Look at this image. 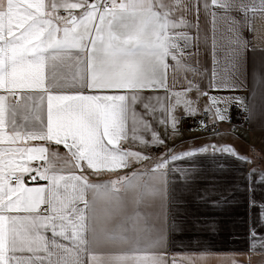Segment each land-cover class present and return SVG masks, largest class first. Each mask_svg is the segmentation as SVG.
I'll use <instances>...</instances> for the list:
<instances>
[{"label":"snow or ice","instance_id":"1","mask_svg":"<svg viewBox=\"0 0 264 264\" xmlns=\"http://www.w3.org/2000/svg\"><path fill=\"white\" fill-rule=\"evenodd\" d=\"M195 5L197 32L190 34L185 31L190 25L183 16L188 10L184 0H0V264H53L54 249L68 252L61 240L87 252V194L108 185L91 184L84 173L116 171L127 167L129 159H140L125 142L163 145L166 141L151 128L155 113L175 132V110L195 111L196 101L188 93L207 95L195 81L181 91L167 87L170 66L197 71L184 57L199 40L200 8L211 16L214 56L216 9L223 14L236 11L246 23L250 13L264 16V0H195ZM233 22L238 23L235 18ZM59 57L74 58L84 69L82 83L61 85L67 89L63 92L55 82H46L44 71ZM160 89L164 97L156 95ZM17 96L31 103L20 110L15 99L9 102ZM164 166L162 161L156 170ZM26 176L46 184L28 187ZM110 183L114 187L117 181ZM90 260L104 264L94 254ZM128 260L122 254L110 264ZM55 264L83 262L77 257ZM133 264L165 261L151 255Z\"/></svg>","mask_w":264,"mask_h":264},{"label":"crops","instance_id":"2","mask_svg":"<svg viewBox=\"0 0 264 264\" xmlns=\"http://www.w3.org/2000/svg\"><path fill=\"white\" fill-rule=\"evenodd\" d=\"M184 2L188 10L183 16L190 25L185 31L195 34V0ZM215 11V56L211 48V16L201 7L199 40L188 49L191 55L184 57L197 71L186 72L170 66L167 87L181 91L189 81H195L197 88L207 95L195 90L189 92L188 96L196 101L195 111L187 114L177 108L178 121L182 115H197L207 110L210 120L221 124L222 132L213 136L185 132L180 128V121L175 132H171L160 123L163 117L157 111L151 128L166 143L125 142L124 147L139 153L140 159L133 157L127 167L116 171L84 173L89 183L108 185L87 194L90 202L87 252L74 248L70 241L61 240L68 252L54 249L50 257L53 264L77 257L83 264H92L90 254L104 264H110L113 257L122 254L129 256L128 264L151 255H159L165 264L172 261L189 264L190 259L196 260V264H232L233 261L264 264V217L261 215L264 212L261 180L264 176V16L250 13L246 23L236 11L227 14L220 9ZM83 70L82 62L59 57L50 60L44 71L46 82H55L57 90L63 92L67 89L61 85L82 83ZM156 95L164 97V89ZM13 99L20 110L25 103H31L20 96L9 97V102ZM235 105L247 118V124L232 133L226 119ZM137 108L142 111L139 105ZM144 135L148 138L151 132ZM57 147L61 154L65 153L63 146ZM233 152L236 155L230 154ZM162 161L165 166L156 170ZM76 174H80L78 170ZM112 181H117L114 187ZM25 184L38 187L46 182L26 176ZM252 244L256 245L254 250Z\"/></svg>","mask_w":264,"mask_h":264},{"label":"built area","instance_id":"3","mask_svg":"<svg viewBox=\"0 0 264 264\" xmlns=\"http://www.w3.org/2000/svg\"><path fill=\"white\" fill-rule=\"evenodd\" d=\"M180 128L185 132H196L202 135H217L222 132V126L219 122L211 121L209 112L202 110L197 115H182L179 118ZM232 133H237L247 124V118L241 114L240 107L233 106V111L226 119Z\"/></svg>","mask_w":264,"mask_h":264},{"label":"rangeland","instance_id":"4","mask_svg":"<svg viewBox=\"0 0 264 264\" xmlns=\"http://www.w3.org/2000/svg\"><path fill=\"white\" fill-rule=\"evenodd\" d=\"M192 133V132H191ZM194 134H196V133H194ZM211 136H213V135H211Z\"/></svg>","mask_w":264,"mask_h":264}]
</instances>
